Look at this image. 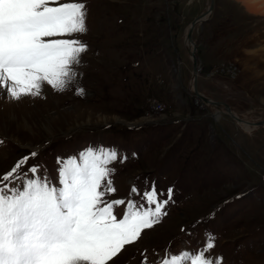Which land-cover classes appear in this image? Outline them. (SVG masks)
<instances>
[{"label":"rangeland","instance_id":"rangeland-1","mask_svg":"<svg viewBox=\"0 0 264 264\" xmlns=\"http://www.w3.org/2000/svg\"><path fill=\"white\" fill-rule=\"evenodd\" d=\"M208 1L83 0L87 31L77 38L88 46L66 90L45 84L41 96L19 101L0 94V175L29 149L39 153V162L50 146L56 160L103 145L120 157V147L137 151L114 172L116 191L106 200L133 199L132 186H140L129 187L131 179L173 189L167 215L126 245L118 264H141L144 255L157 264L165 249H188L177 238L197 228L194 242L212 233V254L223 264H264V127L243 130L190 94L192 57L184 36ZM243 4L212 0L209 16L192 26L190 37L196 90L229 103L238 118L254 124L264 120V16ZM77 82L83 94H76ZM138 120L143 128L135 132L115 124ZM130 138L132 147L125 142ZM58 167L56 160L47 170L57 186ZM233 240L242 243L238 252Z\"/></svg>","mask_w":264,"mask_h":264},{"label":"snow or ice","instance_id":"snow-or-ice-1","mask_svg":"<svg viewBox=\"0 0 264 264\" xmlns=\"http://www.w3.org/2000/svg\"><path fill=\"white\" fill-rule=\"evenodd\" d=\"M86 17L83 0H0V94L19 101L41 96L45 84L66 90L87 51L77 38L87 31ZM83 91L77 82L76 94ZM38 156L33 150L0 175V264H118L125 246L158 224L173 202L171 187L165 193L147 181L143 192L135 185L130 190L140 202L106 200L116 191L110 165L127 159L114 147L89 145L57 157L58 186ZM118 206H124L119 215ZM214 248L206 231L203 244L178 253L165 249L157 264H223Z\"/></svg>","mask_w":264,"mask_h":264},{"label":"water","instance_id":"water-1","mask_svg":"<svg viewBox=\"0 0 264 264\" xmlns=\"http://www.w3.org/2000/svg\"><path fill=\"white\" fill-rule=\"evenodd\" d=\"M212 7V0H209L207 2V4L205 5L204 9L197 15H195L192 19H190V21L188 22V26H187V30H186V34L184 36V42H185V47H186V51L188 52L189 56L192 57V78H191V93L194 96H198L200 98H202L203 100L206 101H211L213 103H218V104H222L223 105V109L226 110V112L229 113V116L232 117L233 119L236 118V116L232 115L231 109H230V105L227 102H224L222 100L219 99H215V98H211V97H207L206 95H202L201 92H199L198 90H196V86H195V71H196V64H195V58H194V46H190L188 47L187 42L192 41L191 37H190V32H191V28L192 26L196 23V22H201L202 20L206 19L210 10ZM193 42V41H192ZM189 84L187 85L188 88ZM245 121V120H244ZM252 123H254L257 127H262L263 124L257 122V121H253Z\"/></svg>","mask_w":264,"mask_h":264},{"label":"bare ground","instance_id":"bare-ground-1","mask_svg":"<svg viewBox=\"0 0 264 264\" xmlns=\"http://www.w3.org/2000/svg\"><path fill=\"white\" fill-rule=\"evenodd\" d=\"M242 3H244L243 5H244V7L247 9V10H249L250 12H252V13H257L258 15H263L264 16V0H240ZM209 16V15H208ZM188 43V47H190V46H193V42L192 41H188L187 42ZM248 59V58H247ZM251 61V60H250ZM246 62V61H245ZM195 76H196V73H195ZM196 96V95H195ZM197 97V99H199V100H202L203 102H205V103H208V104H210V105H212V106H214L216 109H217V112L219 113V111L221 112V113H225V114H227V115H229V113L228 112H226V110L225 109H223V105L221 104H216V103H213V102H211V101H206V100H203L202 98H200V97H198V96H196ZM5 99V98H4ZM230 109H231V107H230ZM231 112H232V110H231ZM217 114V113H216ZM232 115H234V116H236V118H234V120L236 121V123L238 124V126L240 127V128H242L243 130L244 129H246V130H249V129H253V130H255V129H257V128H259V127H257L255 124H250V122H248V124H246L245 122H244V119H241L242 117H240V118H238V116H237V114H235V113H233L232 112ZM261 124H263V126L262 127H264V120L262 121V122H260Z\"/></svg>","mask_w":264,"mask_h":264}]
</instances>
